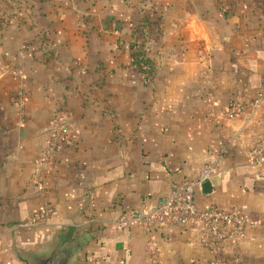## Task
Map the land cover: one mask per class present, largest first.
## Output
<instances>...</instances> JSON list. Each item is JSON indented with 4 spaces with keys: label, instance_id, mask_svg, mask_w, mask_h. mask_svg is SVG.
Returning a JSON list of instances; mask_svg holds the SVG:
<instances>
[{
    "label": "crops",
    "instance_id": "crops-1",
    "mask_svg": "<svg viewBox=\"0 0 264 264\" xmlns=\"http://www.w3.org/2000/svg\"><path fill=\"white\" fill-rule=\"evenodd\" d=\"M139 37L148 85L131 66ZM57 117L73 139L48 157ZM263 137L264 0H0V264H264V165L246 158ZM211 160L198 205L249 219L220 256L196 230L117 224Z\"/></svg>",
    "mask_w": 264,
    "mask_h": 264
},
{
    "label": "built area",
    "instance_id": "built-area-1",
    "mask_svg": "<svg viewBox=\"0 0 264 264\" xmlns=\"http://www.w3.org/2000/svg\"><path fill=\"white\" fill-rule=\"evenodd\" d=\"M149 34L148 31L146 35ZM137 41L132 45L135 55L133 61L143 73L142 82L148 85L152 83L151 77L153 70L155 71V66L145 54V46L141 43L142 41L139 39ZM18 97L21 104L23 92L19 91ZM255 103L259 104V101ZM239 112V105L232 106L228 111V116L234 117ZM51 127L52 135L47 144L48 157L63 149L73 139L72 134L65 128L62 119L55 118ZM247 162L253 166L264 165V137L255 140L250 145L247 151ZM213 165L214 160H211L196 178L172 188L161 204L123 212L117 224L121 227L140 226L150 234L169 228H181L184 231L196 230L201 245L214 256H220L227 245L238 243L244 238L249 219L239 206L223 207L218 204H209L201 207L198 205L196 192L200 190L203 180L213 171ZM55 213L56 211L51 207L36 210L30 216L29 224L45 223ZM149 250L153 263H156L159 254L153 240L149 243Z\"/></svg>",
    "mask_w": 264,
    "mask_h": 264
},
{
    "label": "rangeland",
    "instance_id": "rangeland-1",
    "mask_svg": "<svg viewBox=\"0 0 264 264\" xmlns=\"http://www.w3.org/2000/svg\"><path fill=\"white\" fill-rule=\"evenodd\" d=\"M155 12H154V10H148L147 12H146V14H145V21H144V24L140 27V28H144V29H147L149 32H150V34L153 32L151 29H156L157 30V25H155V23H151L152 22V20H154L153 18L155 17ZM150 26V27H149ZM144 29H141L140 30V32H142L143 34H145L146 35V33L148 32V31H145ZM149 34V35H150ZM148 35V36H149ZM147 36V35H146ZM145 36V37H146ZM147 36V37H148ZM146 37V38H147ZM140 41H142L141 43L142 44H144V41L139 37L138 38ZM138 39H136L135 41H134V43L133 44H135V43H137L138 41ZM137 41V42H136ZM145 49V48H144ZM145 52H146V49H145ZM146 55H147V52L145 53ZM155 66V65H154ZM153 74H155V71L153 70ZM154 78V77H153ZM256 102V101H255ZM229 109H231V108H229ZM229 109H228V111H229ZM228 111H227V115H228ZM253 144V142L250 144V145H252ZM250 145H249V147H250ZM249 149V148H248ZM248 151V150H247ZM246 158H247V153H246Z\"/></svg>",
    "mask_w": 264,
    "mask_h": 264
},
{
    "label": "water",
    "instance_id": "water-1",
    "mask_svg": "<svg viewBox=\"0 0 264 264\" xmlns=\"http://www.w3.org/2000/svg\"><path fill=\"white\" fill-rule=\"evenodd\" d=\"M201 188H202V191L204 193H209L211 192V184H210V180L209 179H204L202 184H201Z\"/></svg>",
    "mask_w": 264,
    "mask_h": 264
},
{
    "label": "trees",
    "instance_id": "trees-1",
    "mask_svg": "<svg viewBox=\"0 0 264 264\" xmlns=\"http://www.w3.org/2000/svg\"><path fill=\"white\" fill-rule=\"evenodd\" d=\"M158 21L157 20H153L151 23L153 24V23H155V25H157L158 23H157ZM134 57H135V55H134V52L132 53V64H131V66L139 73V75H140V78L142 79L143 78V73L142 72H140V70L137 68V66H136V64L134 63V61H133V59H134ZM154 77V74L152 75V81H153V78Z\"/></svg>",
    "mask_w": 264,
    "mask_h": 264
}]
</instances>
